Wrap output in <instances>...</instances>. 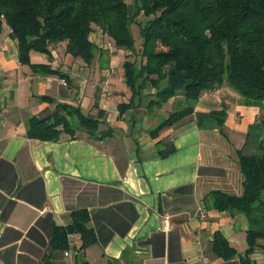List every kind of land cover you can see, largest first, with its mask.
I'll return each mask as SVG.
<instances>
[{
    "label": "crops",
    "instance_id": "crops-1",
    "mask_svg": "<svg viewBox=\"0 0 264 264\" xmlns=\"http://www.w3.org/2000/svg\"><path fill=\"white\" fill-rule=\"evenodd\" d=\"M5 26L0 32V264H207L208 259L241 264L239 256L215 257L211 245L221 231L243 253L248 219L218 210L207 196L214 189L243 193L239 153L264 150V101L248 104L228 86L208 90L191 113L153 134L161 120L186 106L184 95L151 108L156 89L148 81L132 99L125 75L113 69L114 53L99 49L106 40L100 29L90 34L98 47L91 63L67 54L65 41L53 44L49 54L33 51L31 63H22L18 41ZM105 79L111 86L108 99L101 95ZM59 103L99 117L98 133L30 137L31 118L51 115ZM213 111H225L223 123ZM109 129L110 135L100 137ZM77 209L88 211L95 242L82 248L75 234L66 250L53 249L55 228L71 225ZM251 257L264 264V248Z\"/></svg>",
    "mask_w": 264,
    "mask_h": 264
},
{
    "label": "trees",
    "instance_id": "trees-1",
    "mask_svg": "<svg viewBox=\"0 0 264 264\" xmlns=\"http://www.w3.org/2000/svg\"><path fill=\"white\" fill-rule=\"evenodd\" d=\"M136 1L139 10L132 15L126 0H0V32L5 24L9 26L10 36L18 41L22 63H31L33 51L49 54L53 44L64 41L67 54L91 63L97 48L90 34L95 29L118 47L134 50L132 24L137 22L142 38L140 65L131 61L124 64L132 99L149 81L156 89L151 108L162 107L178 94L184 95L187 102L161 120L153 134L191 113L208 90L228 86L248 104L264 101V0ZM140 14L148 18L136 20ZM125 106L120 105L121 109ZM224 113L213 111L220 123ZM72 115L76 124L70 119ZM100 122L99 117L59 103L51 115L31 118L28 135L41 140H57L64 132L74 136L77 130L96 135ZM111 133L110 129L105 130L100 137ZM239 165L243 193L214 189L207 198L218 210L246 215L248 247L243 253L238 252L217 231L211 251L226 261L239 256L241 264H257L251 255L257 247L264 248V150L240 152ZM72 217L71 225L55 228L53 249L66 250L69 233L80 235L82 248L95 242L88 211L77 209Z\"/></svg>",
    "mask_w": 264,
    "mask_h": 264
},
{
    "label": "rangeland",
    "instance_id": "rangeland-1",
    "mask_svg": "<svg viewBox=\"0 0 264 264\" xmlns=\"http://www.w3.org/2000/svg\"><path fill=\"white\" fill-rule=\"evenodd\" d=\"M127 3L130 5L131 7V13L132 15H134L136 12V8H137V1L136 0H126ZM148 17L144 14H140L138 17H136V20L140 21V20H144L147 19ZM7 25V24H6ZM4 27V26H3ZM6 28L8 26H5ZM132 35L134 37V50H128L125 49L124 47H118L117 45H115L113 42H111L110 40H105L102 48L99 47V49H103L102 51H106L109 52L110 54L114 53L113 55V69L116 70L117 72H119L121 74V76L125 75V62L126 61H131L133 63H135V65H140V61H141V56L138 53L139 48H140V44L142 42V38L140 36V26L138 25L137 22H134L132 24ZM111 42L114 44V46L116 47V50L111 51V49L108 46V43ZM96 48H98L96 46ZM125 51L127 52V54L125 53ZM106 80V79H105ZM71 118H73V115L71 116Z\"/></svg>",
    "mask_w": 264,
    "mask_h": 264
},
{
    "label": "built area",
    "instance_id": "built-area-1",
    "mask_svg": "<svg viewBox=\"0 0 264 264\" xmlns=\"http://www.w3.org/2000/svg\"><path fill=\"white\" fill-rule=\"evenodd\" d=\"M108 46H109V48L111 49V51L116 50V47L114 46L113 43L109 42V43H108ZM62 82H63L65 85L67 84V82H66L65 80H63ZM101 88H102V91H101V95H102V97L105 98V99H108V98L110 97V92H111V91H110L111 86H110V82H109L108 79H107V80H104V81L102 82ZM168 226H169V219H168V217H165V218H164V228L167 229ZM68 237H69V240L72 241V240L75 238V234H74V233H69V234H68ZM71 241H70V242H71ZM71 244H72V243H71ZM65 255H66V256H70V255H71V252L68 250V251L65 252ZM207 264H215V262H214V261H211V260L208 259V260H207Z\"/></svg>",
    "mask_w": 264,
    "mask_h": 264
}]
</instances>
